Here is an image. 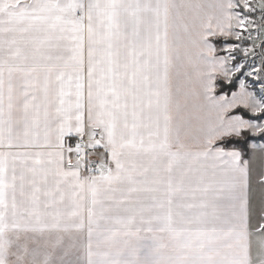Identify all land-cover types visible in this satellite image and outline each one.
<instances>
[{"label": "snow or ice", "instance_id": "obj_1", "mask_svg": "<svg viewBox=\"0 0 264 264\" xmlns=\"http://www.w3.org/2000/svg\"><path fill=\"white\" fill-rule=\"evenodd\" d=\"M249 137L264 0H0V264H264Z\"/></svg>", "mask_w": 264, "mask_h": 264}, {"label": "rangeland", "instance_id": "obj_2", "mask_svg": "<svg viewBox=\"0 0 264 264\" xmlns=\"http://www.w3.org/2000/svg\"><path fill=\"white\" fill-rule=\"evenodd\" d=\"M253 16H254V18L258 19V13L253 14ZM245 35H247V33H245ZM224 43H237V42L234 41V40H229L228 42H223V41H222L220 44H224ZM251 44H252L251 41H247V40H246V41L243 42L242 47H243V46L251 47ZM259 50H260V49H259ZM259 50L257 51V53L259 52ZM237 59H238V60H243L244 57H243L242 54H238ZM259 63H260L259 55H257V56L254 57V58H253V57H249V58H248V63L246 64V69H245V70H249V65H252V64H254V65H258ZM238 76H242V75H241V74H238ZM241 79H245V80H247L249 84L252 83V78H251V77L242 76ZM257 87H258V85H257ZM251 90H255V88H253V89H251ZM74 138H76V137H72V138H70L69 140L74 139ZM237 147H241V146H237ZM246 150H247V147H246Z\"/></svg>", "mask_w": 264, "mask_h": 264}, {"label": "crops", "instance_id": "obj_3", "mask_svg": "<svg viewBox=\"0 0 264 264\" xmlns=\"http://www.w3.org/2000/svg\"><path fill=\"white\" fill-rule=\"evenodd\" d=\"M211 40H212V42H213V44H215V46L217 47V49H218V52H217V55H224L225 53H223V52H220L219 51V49L220 48H222L226 43H224V44H220L222 41L223 42H228L229 40H231V39H229L228 41H225L224 40V38H222V37H212V38H210ZM259 50V48H257V50L256 51H258ZM259 52H260V50H259ZM259 52H258V55H259ZM238 75V74H237ZM236 77H234L233 78V80L235 79ZM219 83H223V84H225L221 79H218L217 80V84L219 85ZM225 85H227V84H225ZM218 89H219V87L217 88V93H218ZM239 90V83H238V87H237V89L235 90V91H238ZM251 90V89H250ZM234 92V91H233ZM231 94V93H230ZM74 137V136H73ZM72 138V137H71ZM253 138H255V139H257L258 137H253ZM251 144H256V145H262V144H264V141L262 142V141H257V140H254V141H252V142H249V146H247V150H246V152L247 153H245L246 155H250L251 153H252V149H251V147H250V145ZM255 222H256V218L254 217V219H253V223L255 224Z\"/></svg>", "mask_w": 264, "mask_h": 264}, {"label": "trees", "instance_id": "obj_4", "mask_svg": "<svg viewBox=\"0 0 264 264\" xmlns=\"http://www.w3.org/2000/svg\"><path fill=\"white\" fill-rule=\"evenodd\" d=\"M242 76H238L234 79V82L233 84L231 85H225L223 83H219V89H218V94H220L221 92H227L228 94H230L231 92L235 91L238 87V83H239V80L241 79ZM254 140H257V141H264V137H258L257 139L253 138V137H249V140H248V144L249 142H252ZM235 146H241V147H244L242 145H235ZM244 151L245 153L246 152V147H244Z\"/></svg>", "mask_w": 264, "mask_h": 264}, {"label": "built area", "instance_id": "obj_5", "mask_svg": "<svg viewBox=\"0 0 264 264\" xmlns=\"http://www.w3.org/2000/svg\"><path fill=\"white\" fill-rule=\"evenodd\" d=\"M76 142H77L76 138L69 140V143H71V144H75Z\"/></svg>", "mask_w": 264, "mask_h": 264}]
</instances>
